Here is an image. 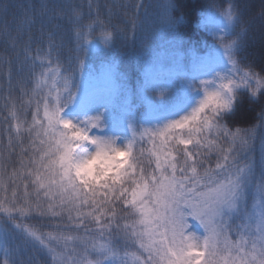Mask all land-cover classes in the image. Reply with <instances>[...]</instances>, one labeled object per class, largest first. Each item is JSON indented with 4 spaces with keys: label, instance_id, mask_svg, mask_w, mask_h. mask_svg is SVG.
Returning a JSON list of instances; mask_svg holds the SVG:
<instances>
[{
    "label": "snow or ice",
    "instance_id": "obj_1",
    "mask_svg": "<svg viewBox=\"0 0 264 264\" xmlns=\"http://www.w3.org/2000/svg\"><path fill=\"white\" fill-rule=\"evenodd\" d=\"M132 7L127 23L134 38L143 27L142 0ZM175 7L169 0L158 18L170 34L178 31ZM10 8V0H0V15ZM40 8L39 37L31 34L35 14H25L16 36L7 27L2 33L14 50L20 47L31 87L19 82L20 96L9 95L5 105L10 122L0 147V190L13 189L11 201L0 198V264H33L30 250L46 252L50 264H264V170L256 180L254 163L240 161L257 127L264 128V107L258 124L227 123L242 91L253 103L264 99V68L243 63L248 28L235 0L210 6L215 43L190 68L161 77L152 70L151 45H144L142 111L126 103L118 68L109 64L94 83L86 63L97 47L94 33L107 54L128 32L98 11L84 23L74 4L43 0ZM65 19L74 44L67 67ZM45 38L46 48L37 43L33 54V42ZM11 64L0 61L10 91ZM32 212L66 221L64 228L44 233L17 222V214Z\"/></svg>",
    "mask_w": 264,
    "mask_h": 264
},
{
    "label": "trees",
    "instance_id": "obj_2",
    "mask_svg": "<svg viewBox=\"0 0 264 264\" xmlns=\"http://www.w3.org/2000/svg\"><path fill=\"white\" fill-rule=\"evenodd\" d=\"M42 2L43 0H10L11 8L8 15H0V61L4 58L12 61L11 91L9 90L8 76L4 74L5 68H0V147L7 143L5 130L10 122L9 112L5 106L8 103L7 98L9 95L13 98L20 96L19 82L21 81L24 82L25 87H31L28 69L25 67L24 70H21L19 60H22L23 56L17 58L20 47L14 50L2 33L7 27L11 35L16 36L17 26L22 22L25 14H35L36 23L31 28V34L34 38L39 37L42 22L40 16ZM48 2L50 6L56 7H63L67 4L80 6L84 12V23H87L90 18H94L98 11L100 17L116 27L117 30L123 29L128 32V38L118 37L114 47L107 54H105L103 44L100 42L99 31L94 33L93 43L97 47L94 54L86 58V63L94 83L103 79L109 64L118 68L126 103L130 104L134 110L142 111L143 82L146 70L144 45L146 43L151 45L152 70L155 74L167 77L190 68L191 61L196 56L204 57L215 43L211 32L214 21L207 14L210 6L224 7L227 0H175L176 7L173 15L179 18L176 34L163 31L158 24V18L164 13L165 5L169 0H142L144 7L140 9V16L143 20V27L137 30L134 38L127 21L133 14L132 6L137 3V0H48ZM89 3L92 4L91 8H89ZM235 3L241 10L243 21L248 28L243 63L251 65L255 71L260 72L264 68V0H235ZM43 19L47 29V20L46 18ZM60 24L62 26L60 37L63 41L61 61L64 67H67L74 46L73 33L67 19L60 21ZM27 35L28 31L25 30L19 42L21 47L27 40ZM37 43L40 47L46 48V38L33 42V54ZM36 71H40L39 66H37ZM179 83L177 82V86ZM155 98L160 99V97ZM262 107H264V99H261L259 103H253L249 100L248 93L242 91L235 114L227 120L228 126L235 129L258 124ZM28 118L31 119L30 113ZM259 129L261 128L257 127L256 131ZM18 151L19 149H17ZM15 161L16 156L13 155V165ZM212 163H215V156L212 157ZM12 189L13 186L9 184L7 192L0 190V198L7 196L8 200L11 201ZM29 191L31 192V186ZM16 193L19 204L23 198V187L17 188ZM6 206L11 207V204ZM46 216L35 212L26 217L17 214V222L44 233L54 232L58 227L64 228L66 221L61 222L58 218H52L57 222L48 224L50 228L41 219V217L46 218ZM3 220L4 214L0 212V222ZM27 255L33 257V264H50V259L44 251L30 250Z\"/></svg>",
    "mask_w": 264,
    "mask_h": 264
},
{
    "label": "rangeland",
    "instance_id": "obj_3",
    "mask_svg": "<svg viewBox=\"0 0 264 264\" xmlns=\"http://www.w3.org/2000/svg\"><path fill=\"white\" fill-rule=\"evenodd\" d=\"M256 132L257 135L252 148L247 151V153H241L240 161L241 163L245 161L253 162L255 169V179L259 180L261 172L264 170V144H262V140H264V128H261ZM46 218L41 217L42 221H45V224L47 225L57 222L49 215H47Z\"/></svg>",
    "mask_w": 264,
    "mask_h": 264
}]
</instances>
